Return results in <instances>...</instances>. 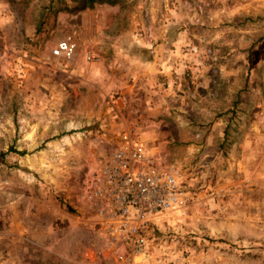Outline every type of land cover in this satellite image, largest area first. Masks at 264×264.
<instances>
[{
	"label": "rangeland",
	"instance_id": "obj_1",
	"mask_svg": "<svg viewBox=\"0 0 264 264\" xmlns=\"http://www.w3.org/2000/svg\"><path fill=\"white\" fill-rule=\"evenodd\" d=\"M81 1L0 0V264H264V0ZM122 132L187 195L146 260L102 196Z\"/></svg>",
	"mask_w": 264,
	"mask_h": 264
},
{
	"label": "built area",
	"instance_id": "obj_2",
	"mask_svg": "<svg viewBox=\"0 0 264 264\" xmlns=\"http://www.w3.org/2000/svg\"><path fill=\"white\" fill-rule=\"evenodd\" d=\"M75 44L69 39L56 44L54 57L70 59ZM103 198L112 217L117 239L131 259L148 258L147 229L152 219L185 206L187 195L170 173L149 167L144 146L131 134L118 135L114 155L104 170Z\"/></svg>",
	"mask_w": 264,
	"mask_h": 264
},
{
	"label": "trees",
	"instance_id": "obj_3",
	"mask_svg": "<svg viewBox=\"0 0 264 264\" xmlns=\"http://www.w3.org/2000/svg\"><path fill=\"white\" fill-rule=\"evenodd\" d=\"M120 3V0H82L78 9L83 10L86 8H93L95 5H110L114 6ZM13 152L18 153L19 155H24V151H15L14 149H10Z\"/></svg>",
	"mask_w": 264,
	"mask_h": 264
}]
</instances>
